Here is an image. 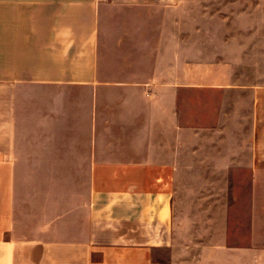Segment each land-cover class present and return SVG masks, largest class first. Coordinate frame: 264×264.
Returning <instances> with one entry per match:
<instances>
[{"label": "crops", "instance_id": "1", "mask_svg": "<svg viewBox=\"0 0 264 264\" xmlns=\"http://www.w3.org/2000/svg\"><path fill=\"white\" fill-rule=\"evenodd\" d=\"M182 1L0 0V264H264V233L232 243L207 183L240 163L261 187L264 91L238 139L234 97L204 94L235 79L186 56ZM192 177L197 241L177 196Z\"/></svg>", "mask_w": 264, "mask_h": 264}, {"label": "rangeland", "instance_id": "2", "mask_svg": "<svg viewBox=\"0 0 264 264\" xmlns=\"http://www.w3.org/2000/svg\"><path fill=\"white\" fill-rule=\"evenodd\" d=\"M178 14L180 23L174 28L184 30L186 35L190 36L185 46L186 56L198 62H216L218 67L214 70L212 78L235 79L234 90L225 93L209 90L204 94L209 96L225 94L224 102H214L218 108L224 110L232 108L234 97L237 121L235 136L243 139L249 135L251 129L253 115L251 95L255 93V88L257 91L260 88L264 91V5L260 6L259 0H183ZM192 31H200L203 37H193L190 35ZM193 72L187 71V78L195 77ZM196 72L199 73L200 79H211L206 71ZM244 122L247 124L244 125ZM219 133L215 137L230 136L229 129H221ZM203 136L213 137V134L204 133ZM238 139L235 146L237 154L241 152L239 149H243L238 144ZM199 149L206 153L226 155L229 148L225 142L223 146H203ZM239 165L235 178L207 179V183L216 190L213 198L219 197V202L214 201L216 222L220 223L219 228L222 230L228 211L229 235L231 242L235 244L244 243V238L247 239L250 233L256 235L264 233V179H261L260 188L255 187V179L247 176L248 168L243 164ZM199 182V178H187L185 179L187 191L182 195L177 193V196L184 198L181 201V210L186 225L182 227V232L186 235H196L194 238L196 241L199 240ZM194 189L197 193H193ZM216 229L218 227H213V232Z\"/></svg>", "mask_w": 264, "mask_h": 264}]
</instances>
